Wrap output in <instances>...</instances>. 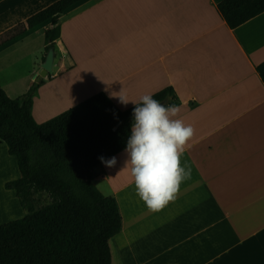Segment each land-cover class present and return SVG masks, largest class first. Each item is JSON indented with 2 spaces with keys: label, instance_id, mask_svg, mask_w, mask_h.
Returning <instances> with one entry per match:
<instances>
[{
  "label": "crops",
  "instance_id": "crops-1",
  "mask_svg": "<svg viewBox=\"0 0 264 264\" xmlns=\"http://www.w3.org/2000/svg\"><path fill=\"white\" fill-rule=\"evenodd\" d=\"M55 1L0 0V34ZM221 1L83 0L59 19L52 71L33 96L36 123L99 92L126 110L171 87L180 109L173 118L194 128L181 158L191 179L158 212L136 195L125 149L114 155L116 167L94 168V186L115 199L121 218L109 240L112 264H264V83L256 70L264 62V12L230 29ZM47 27L0 46L8 98L34 82ZM19 178L0 140V225L26 216L6 187Z\"/></svg>",
  "mask_w": 264,
  "mask_h": 264
},
{
  "label": "trees",
  "instance_id": "trees-1",
  "mask_svg": "<svg viewBox=\"0 0 264 264\" xmlns=\"http://www.w3.org/2000/svg\"><path fill=\"white\" fill-rule=\"evenodd\" d=\"M83 0H57L0 34V46L44 22V50L60 39V17ZM217 10L230 29L264 12V0H223ZM264 83V62L257 67ZM10 99L0 87V140L17 160L15 190L26 216L0 225V264H112L109 240L121 230L114 198L93 184L94 168L126 148L136 104L120 110L102 92L38 124L33 96L43 83ZM178 105L171 87L152 95ZM40 196L48 201L38 206Z\"/></svg>",
  "mask_w": 264,
  "mask_h": 264
},
{
  "label": "clouds",
  "instance_id": "clouds-1",
  "mask_svg": "<svg viewBox=\"0 0 264 264\" xmlns=\"http://www.w3.org/2000/svg\"><path fill=\"white\" fill-rule=\"evenodd\" d=\"M120 102H130L119 95ZM133 110L134 123L125 152L123 169L130 170L136 195L149 212L162 210L174 200L183 181L191 179V167L182 164V156L194 136V128L182 119H174L180 111L174 104L165 105L152 95H143ZM107 168L116 167L115 156L99 157Z\"/></svg>",
  "mask_w": 264,
  "mask_h": 264
},
{
  "label": "water",
  "instance_id": "water-1",
  "mask_svg": "<svg viewBox=\"0 0 264 264\" xmlns=\"http://www.w3.org/2000/svg\"><path fill=\"white\" fill-rule=\"evenodd\" d=\"M54 58H55L54 50L53 49L48 50L45 55L44 60L40 64V67H39V70L36 76L34 77V82L39 83L43 79H46L49 76V74L52 71Z\"/></svg>",
  "mask_w": 264,
  "mask_h": 264
},
{
  "label": "rangeland",
  "instance_id": "rangeland-1",
  "mask_svg": "<svg viewBox=\"0 0 264 264\" xmlns=\"http://www.w3.org/2000/svg\"><path fill=\"white\" fill-rule=\"evenodd\" d=\"M2 200H3V197H2L1 194H0V206L2 205ZM47 201H48L47 197H45V196H40L38 206H42V205L45 204Z\"/></svg>",
  "mask_w": 264,
  "mask_h": 264
}]
</instances>
